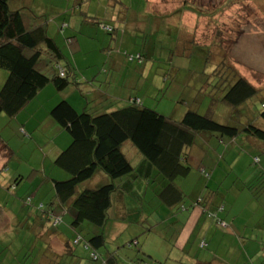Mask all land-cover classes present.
Here are the masks:
<instances>
[{
    "label": "rangeland",
    "instance_id": "374dc122",
    "mask_svg": "<svg viewBox=\"0 0 264 264\" xmlns=\"http://www.w3.org/2000/svg\"><path fill=\"white\" fill-rule=\"evenodd\" d=\"M76 1L26 0L19 8L47 21L48 35L54 38L67 61L77 68L80 85L69 86L62 92L50 88L52 95L45 92L38 96V100H33L17 118L0 115V134L6 151L13 154L6 156L0 143V166H5L0 173V213H6V218L0 219V254L6 258L5 264H12L13 256H21L20 249L25 244L34 243L31 247L34 251L30 253L33 257L44 249V242L32 239L41 227L49 233L64 234L69 239L76 237V232L70 229L69 217H62L57 227L51 228L37 211L44 210L48 200L52 199L51 180H64L61 175L69 178L54 166L56 157L51 156L55 154L53 146L63 144L62 136L68 139L64 148L69 144L70 136L66 132L56 135L51 128L45 129L49 112L62 100L78 113L86 109L95 114L107 108L119 109L136 98L145 107L174 121H179L188 109H196L219 124L236 125L241 120L244 123L251 121L264 130V121L260 117L264 101V0H83L86 4L83 8H90V14L80 10L78 16L87 24L84 22L81 30L78 26L57 34L63 19L67 21L71 15ZM183 3L190 8L189 12L185 11ZM122 5L125 6L124 15L128 14L125 16H135L133 26L113 24V31H106L104 27L115 20ZM43 9L44 15H36ZM63 10L66 15L60 17ZM110 14L114 19L109 18ZM91 22L104 25L97 27ZM64 25L71 27L67 23ZM67 38L73 41L68 43ZM139 55H142L141 61ZM114 58L118 59L115 64ZM142 60L145 62L143 66L140 64ZM221 61L225 64L222 65ZM141 69L144 74L140 73ZM223 70L226 73L234 71L260 91L246 104L247 112L232 114L231 109L218 101L222 89L217 86L215 77L225 76ZM53 93L56 94L54 97ZM30 114L33 118L27 119ZM218 140L215 134H197L190 150L189 175L175 180V184L187 194L182 201L184 206L180 208L197 205L200 199L207 202L211 197L218 198L220 208L212 207L201 217L199 225H189L193 222H187L188 213L175 216L176 209L169 210L160 204L157 194L163 182L159 177L149 181L147 186L143 183L138 190L145 201L142 210L147 225L142 221L143 225L139 227L131 226L128 234L138 237L139 248L145 253L155 247L152 243L161 240L164 250L169 252L168 243L164 237L158 239L153 235L144 243L149 232H142L153 227L154 232L166 234L168 238V227L174 220L181 219L185 230H197L192 254L199 257V264H219V261L261 264L264 187L259 175L264 170V144L245 135L233 142L222 139L220 143ZM130 150L134 152L131 154ZM123 152L136 166L140 154L128 142L124 144ZM255 158L259 163H254ZM103 178L106 176L102 172L95 173V181ZM16 182L15 188L12 187ZM28 197L33 200H27ZM37 197L44 198L43 204H35ZM127 201L132 203L133 198ZM37 226L39 229L36 230ZM203 232L206 242H201ZM212 232H215L214 239L210 236ZM79 234L86 237L81 231ZM127 241V235L117 241L116 245L121 246L116 247L121 249L122 255L128 253L126 245L123 247ZM160 250L162 253V247ZM171 252L181 256L175 249ZM163 264L173 263L168 259ZM181 264L191 262L186 259Z\"/></svg>",
    "mask_w": 264,
    "mask_h": 264
},
{
    "label": "trees",
    "instance_id": "16d2710c",
    "mask_svg": "<svg viewBox=\"0 0 264 264\" xmlns=\"http://www.w3.org/2000/svg\"><path fill=\"white\" fill-rule=\"evenodd\" d=\"M11 1L0 0V70L7 74L0 89V115L15 118L46 86L62 92L80 83L75 67L63 56L54 38L48 35L47 21L21 9L12 10ZM141 58L139 55L138 59ZM144 60L140 64H144ZM221 64L225 62L221 61ZM222 73L225 76L215 77L217 86L222 89L218 101L231 109L232 114L238 115L240 107L246 106L260 91L234 71L226 73L223 70ZM261 110L260 117L264 121V101ZM49 118L71 138L70 144L53 163L69 178L53 181L54 202L37 211L49 221L51 228H56L61 222V218L54 214L56 208L69 206L73 215L70 227L74 231L79 229L78 232L83 225L104 228L110 220L111 196L118 191L116 181L128 178L133 183L138 176L148 177L151 169L158 171L165 181L162 192L173 194L170 198L176 204L182 202L184 196L173 181L189 174L190 150L195 145L197 134H215L218 141H233L245 135L264 144V130L251 121L240 122L241 125L238 122L235 126L219 124L196 109H188L179 121H174L145 107L136 98L119 109L107 108L95 114L86 109L78 113L66 100H62L49 112ZM127 142L140 154L143 163L132 165L123 152ZM3 148L6 151V146ZM6 154L13 155L11 151H6ZM254 163H259L258 158ZM4 169L5 166L0 167V173ZM98 172H102L109 181L96 187L88 186ZM262 175H259V181L264 187ZM123 188L127 192L131 190L127 189V184ZM162 192L158 196H162ZM134 202L143 205V200L134 199ZM141 216L142 208H137L121 220L135 225L141 223ZM105 242L103 234L92 233L83 238L77 233L70 246H81L88 252L90 260L99 262L103 261ZM126 245L128 249H136L139 244L132 239ZM104 261L105 264H117L109 255Z\"/></svg>",
    "mask_w": 264,
    "mask_h": 264
},
{
    "label": "crops",
    "instance_id": "0c3cea01",
    "mask_svg": "<svg viewBox=\"0 0 264 264\" xmlns=\"http://www.w3.org/2000/svg\"><path fill=\"white\" fill-rule=\"evenodd\" d=\"M113 1L114 0H108V2H113ZM23 2H26V0H12L10 3V8L12 10H18L20 7L23 6V5H21ZM149 2H150V5H152V7H153V4H151L152 2L151 1H149ZM84 5H86V4L83 2V0H77L74 3L72 11H71V15H69V18L67 21L63 19V21H62L63 24L58 29V31H56L57 34L60 33V31L63 32L66 28L70 30V28L75 29L76 27L81 26L80 27V30H81L84 22L87 24L86 21H83L78 16L80 10H83L86 15L90 14V8H83ZM182 6L184 9H186L185 11L188 10L187 12H189L190 8H188L187 5H185L183 3ZM76 7H78V8H76ZM113 8H115V6H113ZM124 9H125V6L122 5V8H119V11L116 14L117 17L115 18V20L113 22L107 23L108 25H106V27L111 28L112 27L111 25H113V24L116 26H119V27L123 26V25H126L127 27H132L135 16H125L128 14L124 15V11H123ZM64 11L65 10H63L59 14V15H61L60 17H64L66 15V12H64ZM43 13H44V9L38 10L36 15H44ZM113 14L108 15L110 19L112 18ZM37 17H39V16H37ZM112 19H114V18H112ZM96 22H98V19H96ZM96 22H91V23L96 24L97 27L104 25V24H98L97 25ZM64 23H67V25H69L71 27H63V26H65ZM66 41L68 43H70L73 40H72V38H67ZM117 62H118V59L114 58L113 64H115ZM142 66H143V64H142ZM114 67L116 68V65ZM140 73L144 74V72H142V69H141ZM76 74H77V71H76ZM6 78H7L6 72L0 73V89L2 88ZM78 81H79V78H78ZM49 86L50 85H48L44 89H42L40 91V93L38 94V96H41L45 92H49L52 95V91H50L52 89H50V88H53V87H49ZM53 94H54L53 95V97H54L56 94L55 93H53ZM38 96H37V98H38ZM55 99L56 98H54L53 101ZM35 100H38V99H35ZM30 104H31V102L28 104V106ZM240 109H241V111H245V112H247V110H248V108L245 105L241 106ZM31 118H33V114H30V116L27 117V119H31ZM9 119H13V118H9ZM36 122H38V121H36ZM46 122H47L46 123L47 126H45V129H46V127L51 128V130H53L56 135H59L62 132H64L55 123H53V121L50 118ZM241 122H242V120H241ZM238 125H241L240 122ZM23 127L26 128V124H24ZM61 140H62L61 142H63V144H61V146H55V145L53 146V147H55V149H53L55 151V154L52 155L51 157L57 158V156L63 150H65L67 148V147L64 148L65 143L68 142L67 137H64V135H63ZM233 141H230V142H233ZM70 142H71V138L69 139V144H70ZM219 142L221 143L222 141H219ZM0 143L4 147V140L1 136V134H0ZM133 152L134 151L130 150L131 154ZM0 157H1V153H0ZM141 163H143V159L140 156V157H138V161H137L136 165H139ZM150 176L152 177V179L150 178ZM148 177L141 178V176L140 177L138 176V178L135 180V182L133 181V183L128 178L123 179L122 181L117 180L116 182L118 184V191L113 193L111 196L112 208H111L110 220L107 223V225L102 229L89 227L88 225L81 226L80 231L84 235L92 234V233L94 235L95 234H103L104 235V237L106 239V242H105L106 249L102 253L103 256H101V258H103V261L95 262V261L90 260L88 252L85 249H83L81 246L71 247L70 243H71V241H73L74 238L69 239L64 234L49 233V232L45 231V229L43 227H41L39 229V226H37L36 230L39 229V231L34 235V237H32V239L36 240V238H37V239L41 240L42 242H44L45 243L44 249L39 251V253L36 257H33L30 253H33V251H34L33 248L31 249V247L34 245V243H32L30 245L25 244L20 249L21 250V256H19V255L13 256L11 258V259H13L11 261V263L12 264H105L104 260L109 255V256H113L115 258L117 264H163L168 259H171V262L173 264L184 263V260H186V259L190 260L191 264H199V262H200L199 257H197L196 254H192V250H193L192 244L194 242V238H195V234H196L197 230L193 229V228L189 229V230H185V227L181 226L182 225L180 223L181 219L174 220L171 223V226L168 227V233H170V237H168V238L165 237L166 234H164V235L162 233L157 234V232H154V228L153 227L150 228L149 226H148L149 228H147V230H145V232H142V234L149 232V234H146L144 237V243H145V240L150 235H153L154 237H157L158 239H161V237H164V241L166 243H168L166 246H167V249L169 252H166L164 250L163 245H162L163 244L162 240H161V242L155 241V243H152L153 245H155V247L154 248L152 247V249L149 250L150 252H146L147 254L139 248V245H138V248H136L134 250L129 249L128 253H126L125 255H122L120 252L121 249L119 250V248L116 247V246H119V247L121 246V245H116V244H117V241L123 240L124 235L128 236V241L126 242V244L128 242H130L132 239H136L138 241V237L133 236L132 234L129 235L128 233L130 231L131 226L139 227V226H141L140 224L143 225L142 221L144 219V211L142 210V216L140 218L141 223L139 222L140 224H135V225L128 224L124 219L121 220V217L128 216V214L131 210H135L137 208H143L144 207L143 205L145 204V201L143 200V198L141 199L139 197V194H138V190L142 188L143 183H146L144 186H147V183L149 181L153 182L155 180V178L159 177L160 180L163 182L162 183V189L164 187L165 181L161 178L158 171L151 169L150 175ZM62 178L64 180L67 179L65 175H61V179ZM185 178H187V177H185ZM185 178H177V179H185ZM92 180L93 181H91V183L89 182V184H88V186H90V187H96L98 185L105 184L109 181V179L107 177L103 178L101 180L95 181L94 178ZM175 180L173 181V184L181 191V193L183 194L184 197H187V194L184 193V191H182L181 186H178L175 184ZM53 181H62V180H51V185H50L49 190H50V193L51 192L53 193V195L51 197L52 198L51 201L48 200L47 204L54 202V200H53L54 199V190H53V185H52ZM124 184H125V186L127 184V189H131V190H129L127 192V190L125 188H123ZM16 185H17V182L12 187L15 188ZM162 189L158 192V194H160L162 191H164V189L163 190ZM167 192H169V191H167ZM167 192H162V196H158V194H157L158 199L160 200V204L165 206L169 210H172L173 208L176 209L175 214H174L175 216L180 214V213H185V212L188 213L186 219H187L188 223H189V220H191L193 222V223L189 224L191 226H192V224L199 225L201 217L206 215L205 214L206 212H210L212 207L220 208L219 206H217L218 205V198L216 196L213 198L211 197V199H208L207 202L200 199V200H198L197 205H193L187 209H185L184 207L180 208L181 206H184L182 204V202L176 204L174 199L171 200V198H170L173 194H168ZM130 198H134L135 200L136 199L143 200V205L142 204L137 205L138 201H136L137 203H135V202L129 203L127 200ZM30 199H32V198H30ZM134 199H133V201H134ZM43 200H44L43 197H37L35 200V204H43L42 203ZM56 209L57 210H55V213L53 212L56 216H58L60 218L64 217V219L66 217L70 218V222H69V226H70L72 221H73L72 220L73 215H72L71 210L69 209V206H66V208L57 207ZM114 213H116V214L114 215ZM4 217L6 218V213L1 212L0 213V219L1 218L4 219ZM45 220H46V224L50 225L49 221L46 218H45ZM159 220L164 222V220H162L160 217H159ZM204 225L207 226V222H205ZM204 225H203V228H205ZM70 229L73 230V228H71V227H70ZM78 230L79 229L75 230L76 235H77V233H79ZM216 230H218V228H216ZM205 232H203L204 236H203V238H202L203 240H201V242L202 241L206 242ZM200 233L201 232H199V234ZM202 235H198L197 237H202ZM81 236L83 238H85V236H83L82 234H81ZM210 236L212 239H214L215 232H212L210 234ZM32 239L26 238L27 241L32 240ZM108 241H110L109 245H107ZM126 244H124L123 247H125ZM138 244H139V241H138ZM152 244H150V245H152ZM160 247H162V253H161ZM173 249H175L176 251L181 253V256H178L177 254H175V252L172 253L171 250H173ZM2 254L3 253L0 254V264H5L6 258L4 257V255L2 256ZM170 257H172V258H170ZM259 259L261 260V264H264V250L259 252ZM214 261H216L215 258H214ZM219 262H220L219 264H225L224 261H219Z\"/></svg>",
    "mask_w": 264,
    "mask_h": 264
},
{
    "label": "built area",
    "instance_id": "2783aa9c",
    "mask_svg": "<svg viewBox=\"0 0 264 264\" xmlns=\"http://www.w3.org/2000/svg\"><path fill=\"white\" fill-rule=\"evenodd\" d=\"M104 29H105L106 31H109V32H111V30H112L110 27H106V28L104 27ZM61 75H62V74H61Z\"/></svg>",
    "mask_w": 264,
    "mask_h": 264
}]
</instances>
